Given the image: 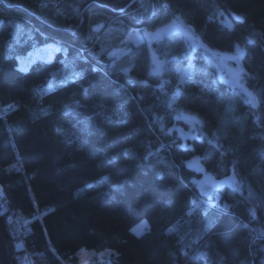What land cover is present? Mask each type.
<instances>
[{
	"label": "trees",
	"instance_id": "trees-1",
	"mask_svg": "<svg viewBox=\"0 0 264 264\" xmlns=\"http://www.w3.org/2000/svg\"><path fill=\"white\" fill-rule=\"evenodd\" d=\"M173 17L209 49L246 50L243 85L256 107L200 50L181 84V36L158 43L168 58L159 76L146 46L114 57L100 45L116 21L150 28ZM54 42L64 48L51 60L20 65ZM178 87L177 108L201 121L190 138L177 130L192 123L168 107ZM17 154L21 170H7ZM196 157L217 179L235 174L240 190L226 183L215 205L195 208L200 172L186 162ZM0 191L9 264L25 254L87 264L81 254L104 249L114 252L107 264H264V0H0ZM141 220L148 227L134 235Z\"/></svg>",
	"mask_w": 264,
	"mask_h": 264
},
{
	"label": "rangeland",
	"instance_id": "rangeland-1",
	"mask_svg": "<svg viewBox=\"0 0 264 264\" xmlns=\"http://www.w3.org/2000/svg\"><path fill=\"white\" fill-rule=\"evenodd\" d=\"M177 18L178 17H173V18H170L168 20L161 21L157 25L150 27V28H148V27L128 28L121 21H116V23L109 25L105 29H103V32L100 36V45L102 46V49H107L106 53L108 56H114V57L123 53V52H126V51L132 52V50L130 49L131 48L130 46L135 47V48L137 47L138 50L140 48L146 46L147 50L149 52V59H150V63H151L150 71L152 73L154 71V67L157 63L167 62V60H168V58L164 59L163 57H161V55L159 54V51L157 49L158 43L165 37H169L172 35L181 36L184 40V43H185V46H184L185 48L183 50L182 56L183 57H190L192 54L193 50H192V47H190V42L188 40V37L180 34L177 31V28L183 27V28L190 29L191 32L194 34H195V32L192 30L191 27H189L186 23H184L180 18H179V22L177 25H172V22L174 20H176ZM223 21L227 25H229L231 23V21L228 17H224ZM170 25H171V27L166 28V26H170ZM99 27H100V25L97 26V28H99ZM158 29H164V31H162L158 37L153 36L152 38H149L148 36L144 35L145 31H147L148 33H156ZM168 33H172V34L169 35ZM195 36H196V34H195ZM57 48L61 50L64 48V45L60 44L58 42H54V43L46 44L42 47H39V48L31 51L30 53H28V55H26L22 58H19L20 65L26 67L36 60L49 61L52 59L54 54L56 52H58ZM196 50H200L204 54L205 59L209 60L212 63L217 76L222 81L226 82L231 87H233L239 94L243 95L245 97V99L247 100V96L239 88L234 87L235 75L239 72L240 68L243 69L242 60H240L239 64H237V62L235 60H229V59H225V58L210 59L209 58L210 53H207L204 51V49L199 48L198 43L196 45ZM212 51L218 52L221 54L226 53L228 55H233L235 53V51H233V52H220V51H216V50H212ZM134 55H136V52L134 53ZM165 64H164V66H165ZM188 67L189 66H185L184 68H182V72L180 73V75L178 74L179 80H180V77L183 75L184 71ZM243 72H244V69H243ZM241 82L243 83V75L241 77ZM51 89H52V87L48 86L46 88V90H44V92H48ZM176 93H177V89L171 95V99H172L173 95ZM13 107H14V104L11 103V104H9L3 108V112L9 111ZM172 108L176 109L177 114L186 113V112L178 109L176 104L173 105ZM188 115H190V114H188ZM197 126H198L197 124L193 125V123H192L189 126V128L187 129V130H189L190 133H187L184 130H183V133L187 137H191L193 134L196 133ZM178 129L182 130V128H178ZM178 132L181 134L180 131H178ZM192 161H194V160L187 161L186 162L187 165H188V162H192ZM6 169L9 171L21 170V164H20V159H19L18 154H17L16 160L13 161L12 163H10L6 167ZM192 169H194V168H192ZM199 172H200V177L196 178L195 181L196 182L204 181L205 182L204 186H205V189H206L208 194L201 192L198 183H196V186H197L199 192L202 194V197L200 199V203H198V204L200 206H201V204H206V205L212 207L213 205H215L218 202V200L220 198L219 191L224 184L222 186H219V187H213L211 182L206 180L205 173H207L208 176L214 178L215 181H223L227 178L217 179L214 176H212L206 170L199 171ZM230 177H232V176H230ZM0 197H2L1 191H0ZM17 217H18V219L16 220V223H14L16 225V227H20V225L23 226L26 224V221L23 218H21L20 216H17ZM147 227H148V224H147L146 220H141L140 222L133 225L131 227L130 231L134 235H140L141 233H143L147 229ZM205 230H206V224L204 223L201 226V229L199 231L195 232L192 239L195 240L198 237H200L202 235L203 231H205ZM112 254H114V252L112 250H109V249H104V250H100V251L90 250V251H87V252L81 254L79 258H80V260L85 261L87 264H107L109 261V258L111 257Z\"/></svg>",
	"mask_w": 264,
	"mask_h": 264
},
{
	"label": "snow or ice",
	"instance_id": "snow-or-ice-1",
	"mask_svg": "<svg viewBox=\"0 0 264 264\" xmlns=\"http://www.w3.org/2000/svg\"><path fill=\"white\" fill-rule=\"evenodd\" d=\"M236 20L242 22L243 18L240 17V16H237ZM178 22H179V18L174 20L172 22V25H177ZM167 27H171V25L170 26H166V28ZM228 27H229V29H231V24H229ZM162 31H164V29H158L156 33H148L147 31H145L144 35L148 36L149 38H152L153 36L158 37ZM177 31L180 34L188 37V40L190 42V47H192L193 51L196 50V45L198 43L199 48H202V49H204L205 52L210 53V57H209L210 59L225 58V59H229V60H235L237 62V64H239L240 60H242L244 58V56L246 55V50L244 48H241L239 44L234 46L235 47V53L233 55H228L226 53L225 54H221V53L212 51L211 49H209L207 47V45L203 44L202 41H199V37L195 36V34L192 33L190 29L183 28V27H178ZM168 34L171 35L172 33H168ZM253 43H254V41L251 38H248L247 44H253ZM59 50L60 49L57 48V51H59ZM188 59H189V67L184 71L183 75L180 77V83L181 84H183L186 79H190L191 78V74H192L191 58L189 57ZM165 63L166 62L157 63L155 65V67H154V71L151 74L152 75H156V76L161 75L163 73V71H164V64ZM21 70L22 71H27V68H23ZM123 71L125 73H127L128 70L124 69ZM78 75L79 74H77V76ZM242 75H244V72H243V69L240 68L239 72L235 75V78H234V87L235 88H239L247 96V100H246L247 103H249L252 107H256L257 104H258L257 96H256V94L254 92L249 91L246 87H244L243 83L241 82ZM160 87L163 88V83L160 84ZM179 92H180V89L178 87L177 88V93L173 95L172 99L168 103V107L169 108H172L173 105L176 104L177 99L179 98ZM69 110H71V109H69ZM125 115H127V113H125ZM176 119H185L186 121L192 122L194 125L201 123V121L197 117L188 115L186 113H180L179 115L176 116ZM177 131L181 132V137L182 138H190V137H187L183 133V130L178 129ZM170 132H171V129L169 130V133ZM209 143L213 144V146H215V147H219V145L215 141H209ZM181 147H184V146L181 145ZM152 155H154V154L152 152H149L148 155L145 156V159H148ZM114 159H115V157H114ZM199 161H200V158L196 157L194 159V161L188 162V167L189 168H194L197 171H204L202 166L200 165ZM205 177H206V180L211 182L213 187H219V186H222L223 184L227 183V184H229V186H231L233 188L234 191H239L240 190L239 182L235 179V174H233L232 177L227 178V179H225L223 181H215V179L210 177V176H208L207 173H205ZM104 179H107V177H105ZM194 182L198 183L201 192H204L205 194H208L206 189H205V186H204V183H205L204 181H200V182L194 181ZM250 195H251V193H250ZM194 207L195 208H199L200 205L196 204ZM189 215H191V213H189ZM252 215L255 216V211L254 210L252 211ZM171 231H173V229L170 228L169 232H171Z\"/></svg>",
	"mask_w": 264,
	"mask_h": 264
},
{
	"label": "built area",
	"instance_id": "built-area-1",
	"mask_svg": "<svg viewBox=\"0 0 264 264\" xmlns=\"http://www.w3.org/2000/svg\"><path fill=\"white\" fill-rule=\"evenodd\" d=\"M0 206L2 211L8 210L6 201L3 200L2 197H0ZM19 264H37V263H35L28 254H25L24 256L19 258Z\"/></svg>",
	"mask_w": 264,
	"mask_h": 264
},
{
	"label": "water",
	"instance_id": "water-1",
	"mask_svg": "<svg viewBox=\"0 0 264 264\" xmlns=\"http://www.w3.org/2000/svg\"><path fill=\"white\" fill-rule=\"evenodd\" d=\"M236 15H232V18L236 20ZM0 264H9V259L7 256V250H6V245L0 236Z\"/></svg>",
	"mask_w": 264,
	"mask_h": 264
}]
</instances>
